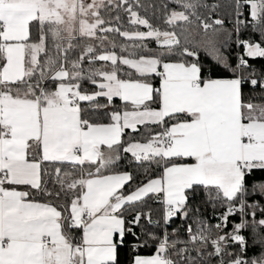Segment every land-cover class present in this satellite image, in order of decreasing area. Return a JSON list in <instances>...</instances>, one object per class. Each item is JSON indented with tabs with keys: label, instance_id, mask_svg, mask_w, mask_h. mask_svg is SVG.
Listing matches in <instances>:
<instances>
[{
	"label": "snow or ice",
	"instance_id": "6c2138e0",
	"mask_svg": "<svg viewBox=\"0 0 264 264\" xmlns=\"http://www.w3.org/2000/svg\"><path fill=\"white\" fill-rule=\"evenodd\" d=\"M0 264H264V0H0Z\"/></svg>",
	"mask_w": 264,
	"mask_h": 264
}]
</instances>
